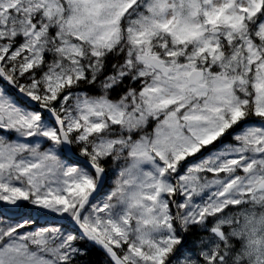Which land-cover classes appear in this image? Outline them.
Listing matches in <instances>:
<instances>
[{"label": "snow or ice", "instance_id": "obj_1", "mask_svg": "<svg viewBox=\"0 0 264 264\" xmlns=\"http://www.w3.org/2000/svg\"><path fill=\"white\" fill-rule=\"evenodd\" d=\"M0 264H264V0H0Z\"/></svg>", "mask_w": 264, "mask_h": 264}]
</instances>
